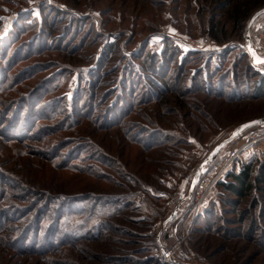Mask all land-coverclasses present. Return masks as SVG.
<instances>
[{
	"label": "rangeland",
	"instance_id": "374dc122",
	"mask_svg": "<svg viewBox=\"0 0 264 264\" xmlns=\"http://www.w3.org/2000/svg\"><path fill=\"white\" fill-rule=\"evenodd\" d=\"M256 1L0 0V264H264V142L207 161L264 123ZM248 164L252 190L226 189Z\"/></svg>",
	"mask_w": 264,
	"mask_h": 264
},
{
	"label": "trees",
	"instance_id": "16d2710c",
	"mask_svg": "<svg viewBox=\"0 0 264 264\" xmlns=\"http://www.w3.org/2000/svg\"><path fill=\"white\" fill-rule=\"evenodd\" d=\"M252 1L253 0H243V2L240 3V7L237 8V12L235 13V17H237L238 21L241 20L242 18H244V20H245L249 16L250 12L259 3L257 1L255 3H252ZM211 27H212V29H211L210 32H211L213 38L215 39V41H218V42L222 41L223 38H221V34L223 32L221 30H219L218 23L216 25L213 24ZM214 28H217L218 31H215ZM262 88H264V77L262 79H260V81H259L258 90H261ZM258 90H256V91H258ZM32 102H33V100H31L30 102H27V106L29 104H32ZM29 108H32L33 110L31 111V109H30L27 112L25 111L26 113L25 112L23 113L20 109L14 111V115L12 116V119H10V123H12L15 126V128H16L15 130L16 131L13 130L14 127H12V124H9L8 122H5V121H4V123L7 124V125L5 126L4 130L8 131L10 129L11 131L13 130L16 135H20V136L24 135L25 131H26V128L28 126V122H26L27 123L26 126L25 125L21 126V131H18V128L21 125L19 118L24 117L26 114H31V116H32L33 115V111L35 113H37L38 109H40V111L42 113L45 110V108H42V107L33 108L31 105H29L27 109H29ZM4 113H5V111H4ZM6 116L7 115L4 114L3 117H6ZM16 117H17V119H15ZM254 170H255L254 166H252V164H248V165H243V167L241 168L240 172L230 173L229 177L233 178V182H229V183L224 184L225 188L230 190L234 194H237V195H245V194H247V192L251 191L252 188L254 187V175H255L254 174V172H255ZM262 171H264V165L262 167ZM67 199H69V198H67ZM56 208L59 210V207H56ZM70 210L71 209H68V211L63 215V217H65L67 215V213H69ZM40 211H41V207L39 208L38 215H41L44 212L43 210H42L43 212L42 211L40 212ZM1 216H5L7 218H11V217L7 216L6 212H3ZM1 216H0V219H1ZM11 219H13V218H11ZM56 225L57 224H56L55 220H52L50 222V224L47 225V232H46V235H45L44 240H43V243H45V245L47 243L51 242L50 235L53 234L54 230L56 229ZM24 234H25V232L23 230V232L21 233L20 238H23Z\"/></svg>",
	"mask_w": 264,
	"mask_h": 264
},
{
	"label": "built area",
	"instance_id": "2783aa9c",
	"mask_svg": "<svg viewBox=\"0 0 264 264\" xmlns=\"http://www.w3.org/2000/svg\"><path fill=\"white\" fill-rule=\"evenodd\" d=\"M208 42V41H206ZM264 142V123L257 127H251L247 129L240 136L235 138L227 146L228 157L223 161L220 166L216 168V176H220L222 173L232 168L234 164L247 153L259 149L260 145ZM210 185V182L201 177L197 184V198L200 199L204 193V190ZM168 258H174L171 253H168Z\"/></svg>",
	"mask_w": 264,
	"mask_h": 264
},
{
	"label": "water",
	"instance_id": "95a60500",
	"mask_svg": "<svg viewBox=\"0 0 264 264\" xmlns=\"http://www.w3.org/2000/svg\"><path fill=\"white\" fill-rule=\"evenodd\" d=\"M264 12V8L259 9L258 11H256L250 18V21L248 23V27L247 29L249 30L250 27L253 25V23L255 22V20ZM248 51L251 54V56H253L254 58V62L259 64V63H264V57L260 56L256 50L252 47V46H248ZM262 123V119H254V120H250L247 122H244L243 124H241L240 126H238L237 128H235V130L233 131V133L226 138L225 140H223L220 144H218L216 146V148L213 150L212 155L208 158L207 161L213 159L218 153L219 151L224 148L225 146H227L228 144H230L235 138H237L238 136H240L242 133H244L247 129L257 126L259 124ZM201 173H197L193 179L192 182V187L191 190H193L196 186V184L198 183L199 179H200Z\"/></svg>",
	"mask_w": 264,
	"mask_h": 264
}]
</instances>
